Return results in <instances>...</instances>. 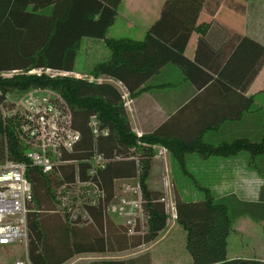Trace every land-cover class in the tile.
Here are the masks:
<instances>
[{
  "label": "trees",
  "instance_id": "obj_1",
  "mask_svg": "<svg viewBox=\"0 0 264 264\" xmlns=\"http://www.w3.org/2000/svg\"><path fill=\"white\" fill-rule=\"evenodd\" d=\"M120 1L0 0V73L18 70L9 77L0 75L1 98L7 94H21L33 87L54 89L70 105L72 126L80 132L72 152L65 154L66 159L77 163L60 166L61 177L43 174L34 167L27 168L32 183V200L26 215V254L30 264H64L78 254L122 252L154 240L165 228L168 216L162 191L150 188L146 183L153 154L149 145L153 143L162 142L180 160L182 169H185L184 154L188 152L220 156L246 150L264 155V129L259 141L243 137L216 145L199 137L184 140L163 136L160 130L152 135L137 136L131 128L122 91L116 82L28 73L37 68L73 72L81 39H104L110 58L97 63L91 74L120 82L131 98L147 89V81L170 63L189 78L195 75L193 69L203 67L220 78L229 79L230 86L245 97L244 106H248L250 100L245 93L264 65V45L213 21L209 26L231 33L236 39L225 58L228 65H223L221 70L222 65L217 68L219 60L209 65V56H203L202 47L205 49L207 45L211 28L207 35L198 36L194 55L188 57L185 49L192 33L199 28L197 19L206 0H165L158 19L143 40L108 39L106 31ZM236 5L233 9L244 13V5ZM221 53L223 50L219 49L217 57H221ZM93 114L97 116L99 127L108 129L106 135L92 134L88 121ZM94 153L107 158L93 177L102 196L94 205L86 203L83 211L69 218L68 212L57 206L55 185L59 180H72L76 174L81 180H88L87 159ZM136 177L146 223L142 225L137 220L130 228L115 221L107 206L114 195L116 182ZM263 199L262 196L260 200ZM173 204L175 220L185 230V247L193 264H264V258L226 256L227 236L233 220L242 215L262 219L264 205L241 200L233 193L218 198L205 194L199 199L186 200L176 191ZM77 264H151V257L149 252H143L127 258Z\"/></svg>",
  "mask_w": 264,
  "mask_h": 264
},
{
  "label": "crops",
  "instance_id": "obj_2",
  "mask_svg": "<svg viewBox=\"0 0 264 264\" xmlns=\"http://www.w3.org/2000/svg\"><path fill=\"white\" fill-rule=\"evenodd\" d=\"M164 1L121 0L105 37L143 40L147 30L158 19ZM240 3L244 5V13H238L233 9L235 4ZM213 21L233 33L249 36L264 45V0H206L197 19L199 28L192 33L185 49L188 57L191 58L194 55L198 36L202 33L207 35V30L211 28L212 31L206 41L207 45L205 49L202 47L203 56L204 58L209 56L207 61L209 65L219 60L217 68L222 65L221 70L228 65L225 63V58L230 48L236 43V39L231 33L209 26ZM83 42L86 44L84 47H88L89 51L96 46V51L104 52L101 60L96 63L110 58V50L104 39L83 37L80 48ZM219 49L223 50L221 57L216 55ZM81 63H90V61L85 58ZM193 70L195 75L189 78L181 74L176 66L167 63L147 81V89L130 97L132 102L128 115L133 132L142 136L152 135L160 130L159 133L163 136L184 140L199 137L214 145L243 137L259 141L264 129V65L245 93L250 100L247 107L244 106L245 97L239 94L237 88L230 86L229 79L220 78L207 68ZM74 72L75 67L69 74H75ZM97 79L117 83L107 76ZM214 119H218L217 122ZM157 147L161 148L160 145ZM184 160L188 164L198 165L200 175L215 174L210 179L214 180L212 189L218 195L233 193L241 200L259 202L264 205V199L260 200L262 196L264 198V155H255L246 150H240L227 157L202 156L198 152H188L184 154ZM154 163L157 162L153 161V165ZM151 170L157 176L162 174L161 169L155 166ZM239 217L237 230H241L240 232L246 237L259 235L257 224L264 223V218L255 219L249 215ZM175 224L176 221H172L160 231L156 238L157 247L169 233L177 231V227L174 228ZM157 247L146 248L138 253L133 252L131 256L149 252L151 264H165L166 260H169L170 264H180L175 258L170 260L172 256L169 252L173 254L186 252L184 253L185 258H188L186 264H193L184 245L183 235L179 239L172 234L156 251ZM155 252L157 256L153 258ZM238 257L261 260L264 254L227 255V258Z\"/></svg>",
  "mask_w": 264,
  "mask_h": 264
},
{
  "label": "built area",
  "instance_id": "obj_3",
  "mask_svg": "<svg viewBox=\"0 0 264 264\" xmlns=\"http://www.w3.org/2000/svg\"><path fill=\"white\" fill-rule=\"evenodd\" d=\"M17 72L18 70H9L1 72L0 75L9 77ZM42 72L50 77L69 74L51 68L28 71L38 75ZM116 84L122 91L125 108H129L132 102L129 93L120 82ZM0 119V246L26 244V215L32 200V183L27 176V168L34 167L43 174L60 176V166L77 163L76 160L66 159L65 154L72 152L75 143L80 139V132L72 126L70 105L58 91L51 88L33 87L18 95L7 94L4 98H1L0 91ZM88 124L93 135L108 133L107 128L99 127L96 114L89 117ZM106 162L107 158L100 153H94L87 159L89 166L86 172L90 177L88 180L83 181L76 174L70 181L59 180L56 183L54 195L57 206L63 212H68L69 218L83 211L86 203L94 205L99 196H102V190L93 177ZM135 179L138 180V177ZM133 192L135 197L131 199L123 195L117 197L115 188L107 206L110 213L116 212L127 217L135 215L136 208L139 213H136L133 221L126 219L122 222L130 228H133L137 220L144 224L140 220L141 215L145 219L138 181ZM117 204L120 205L118 209ZM171 210V217L175 220L173 204ZM14 264L24 262L15 261Z\"/></svg>",
  "mask_w": 264,
  "mask_h": 264
},
{
  "label": "rangeland",
  "instance_id": "obj_4",
  "mask_svg": "<svg viewBox=\"0 0 264 264\" xmlns=\"http://www.w3.org/2000/svg\"><path fill=\"white\" fill-rule=\"evenodd\" d=\"M84 46H86V44L83 42L80 50L77 53V61L75 63V72H74L75 74H67L66 76H71L75 78H84V79L100 78L101 76L95 77L94 75H92L91 70L97 64L96 62L101 60L102 56L104 55V52L96 51L97 49L96 46L92 48V51H89L88 47H84ZM85 58H87L90 61V63H81ZM126 110L127 112L130 111V107L128 108L126 106ZM158 145H160L161 148H158L157 147ZM149 147L153 150V154L150 159L151 164L149 166L150 169L148 171V175L146 176V183L150 188H157L162 191L163 197H165L166 200L165 204H167L165 205V207L168 216V225L171 224L172 221H176L171 217V213H172L171 205L174 203L175 191L178 192L179 195L186 200L199 199L205 194H209L214 198L220 197V195H218L212 189V184L214 183V180L210 179V177L214 176L215 174L200 175L197 169L198 165L188 164L185 161L184 162H185L186 170L182 169L183 166L181 165L182 166L181 167L179 165L180 160L176 158L162 142L153 143L149 145ZM216 156L227 157L229 155H220V156L216 155ZM153 161L157 163H154L153 165ZM153 166L161 169L162 171L161 176L155 175L154 171L152 172L151 169ZM182 172L185 174H183ZM137 181L138 180L135 178L117 181L116 182L117 197L122 195L126 196L128 199L135 197V193L133 192V189L137 185ZM126 187L129 188L128 190L125 191ZM119 206L120 205L117 204V209ZM134 213L135 215L136 213H139L136 208ZM135 215L127 217L124 216L123 214H118L116 212L111 213L112 218L117 222H123L126 219H130L133 221ZM239 218L233 220L231 230L227 236L226 256L227 255L249 256L253 254L258 255L260 253L264 254V223L257 224L258 225L257 231L259 232V235L257 236L250 235L246 237L245 234L240 232L241 230L240 231L237 230V225H238L237 220ZM140 220H142L145 225L146 219H144V215L140 216ZM176 227H177V231L175 233L174 232L169 233L168 236H166L167 238L165 237L158 247L164 245L166 239H169L172 234H174L175 238L178 237L179 239L181 235H183L184 245H185V230L179 224H177V222L174 225V228ZM156 238L140 247L122 252L78 254L64 264H77V263L88 262L97 259L127 258L130 257L133 252L138 253V251L140 250L143 251L146 248L154 249L155 247H157L158 242ZM158 247L155 249L156 251ZM156 253L157 252L154 253L153 258H156L157 256ZM184 253L186 252H181L177 254L175 253L173 254L169 252L170 256H172L170 257V260L175 258V260L179 261L180 264H186L188 262V258L187 259L185 258L184 255L186 254ZM15 261H22L24 262V264H30L26 254V244L19 243L9 246H0V264H14ZM164 263L170 264V261L166 260Z\"/></svg>",
  "mask_w": 264,
  "mask_h": 264
}]
</instances>
